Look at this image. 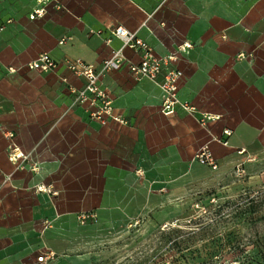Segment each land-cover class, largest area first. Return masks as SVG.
<instances>
[{
	"label": "crops",
	"instance_id": "1",
	"mask_svg": "<svg viewBox=\"0 0 264 264\" xmlns=\"http://www.w3.org/2000/svg\"><path fill=\"white\" fill-rule=\"evenodd\" d=\"M59 2L62 9L52 3L33 19L37 0H0V19L14 20L0 31V264L90 259L94 249L80 246L96 241L84 233L93 221L81 223L80 212L96 211L107 225L147 216L169 224L190 208L193 189L264 171V0ZM119 24L159 55L179 52L173 65L183 70L180 95L198 112L179 106L165 114L163 75L136 79L127 63L101 79L114 113L126 122L101 123L88 104L75 101L71 84L86 81L69 59L100 65L121 49L140 60L113 34ZM185 41L193 46L181 51ZM44 51L59 61L55 69L25 66ZM10 65L18 69L10 72ZM202 112L220 117L204 124ZM9 129L38 168L10 159ZM206 144L217 168L195 159ZM39 184L56 193L38 190ZM46 251L55 258L39 261Z\"/></svg>",
	"mask_w": 264,
	"mask_h": 264
},
{
	"label": "rangeland",
	"instance_id": "2",
	"mask_svg": "<svg viewBox=\"0 0 264 264\" xmlns=\"http://www.w3.org/2000/svg\"><path fill=\"white\" fill-rule=\"evenodd\" d=\"M193 189L190 208L161 224L149 216L93 221L81 244L96 254L73 264H264V171ZM82 232V231H81Z\"/></svg>",
	"mask_w": 264,
	"mask_h": 264
},
{
	"label": "built area",
	"instance_id": "3",
	"mask_svg": "<svg viewBox=\"0 0 264 264\" xmlns=\"http://www.w3.org/2000/svg\"><path fill=\"white\" fill-rule=\"evenodd\" d=\"M54 3L59 9L63 8V4L59 0H37L35 8L32 10L30 17L37 18L44 16L49 5ZM13 18L0 19V31H3L12 23ZM113 34L122 38L124 43L140 53V60L132 61L125 57L121 49L114 50L113 53L105 58L100 65L86 61L81 58L69 59L67 61L69 67L85 78V84L81 87L71 84V91L75 94V101L89 105L90 116L93 119L106 123L110 118L126 122V119L114 113L113 97L108 89L102 86V75L104 72L120 69L126 63L130 73L136 78L141 79L149 77L159 81L164 97L161 104V109L165 114H173L181 106L188 112H198L199 109L189 99H183L180 95V78L183 70L173 65L179 57L178 51L170 52L166 55H159L155 52L154 47L144 38L139 36L135 31L127 28L123 24H119L112 30ZM193 43L185 41L180 45L181 51H187ZM59 64V61L50 52H41L37 57L28 61L25 66L31 69L53 70ZM10 72H15L18 68L10 65ZM219 114L210 112H202L201 121L205 124L208 120L219 118ZM224 133L229 135L232 133L231 128H225ZM5 135L10 140L9 157L17 164L18 167L24 168L26 165L32 164L33 168L38 166L32 161L31 153L25 152L22 147L15 141V132L6 130ZM220 141L227 142L222 138H216ZM195 159L203 164H207L212 168L218 167V162L211 147L206 144L198 149L195 153ZM38 190L56 193L52 186L39 184ZM81 223L88 221H97L98 213L96 211H82L78 215ZM55 258V252L46 251L38 256L39 261H49Z\"/></svg>",
	"mask_w": 264,
	"mask_h": 264
}]
</instances>
